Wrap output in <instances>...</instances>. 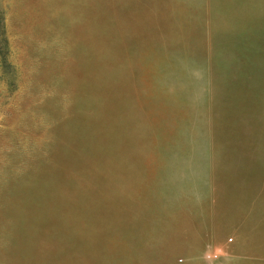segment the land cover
Here are the masks:
<instances>
[{"label": "rangeland", "instance_id": "1", "mask_svg": "<svg viewBox=\"0 0 264 264\" xmlns=\"http://www.w3.org/2000/svg\"><path fill=\"white\" fill-rule=\"evenodd\" d=\"M232 256L264 264V0H0V264Z\"/></svg>", "mask_w": 264, "mask_h": 264}, {"label": "crops", "instance_id": "2", "mask_svg": "<svg viewBox=\"0 0 264 264\" xmlns=\"http://www.w3.org/2000/svg\"><path fill=\"white\" fill-rule=\"evenodd\" d=\"M202 234V233H201ZM197 235H200V231H197ZM210 236H208L207 238H209ZM206 239V238H205ZM205 239H199L198 241H197V243H199L201 246L200 247H204V245H206V244H210V243H207V242H209V241H206ZM201 248V249H202ZM204 251L203 250H201V251H199V252H197V254H198V256H197V259H201V258H204ZM235 260V257L234 256H232V257H227V258H220V261L218 262V261H214L213 263H211V264H230V261H234ZM235 262V261H234Z\"/></svg>", "mask_w": 264, "mask_h": 264}]
</instances>
